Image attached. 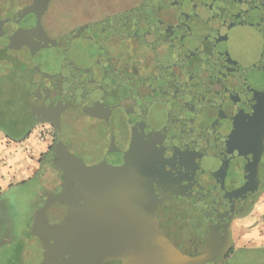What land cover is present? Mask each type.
I'll list each match as a JSON object with an SVG mask.
<instances>
[{
  "label": "flooded vegetation",
  "instance_id": "obj_1",
  "mask_svg": "<svg viewBox=\"0 0 264 264\" xmlns=\"http://www.w3.org/2000/svg\"><path fill=\"white\" fill-rule=\"evenodd\" d=\"M0 28V62L8 64L0 79L16 86L0 95V133L10 139L29 130L26 139L43 134L46 145L39 172L17 188L33 198L31 214L19 209L18 251L12 211L0 202V264L44 261L46 243L32 234L36 214L46 219L50 209L56 222L67 201L100 210L101 195L78 197L92 188L88 176L75 182L80 163L115 168L116 184L131 176L128 188L137 179L147 184L106 204L108 226L97 231L92 224L101 240L125 234L116 228L121 216L146 221L158 204L161 221L181 226L199 203L245 192L232 169L251 129L250 104L264 87V0H0ZM48 97L60 108L57 123L31 112L34 101ZM258 180L231 222L224 264L240 253L235 222L261 202L264 152ZM146 245H136L135 255ZM49 255L57 264V254Z\"/></svg>",
  "mask_w": 264,
  "mask_h": 264
},
{
  "label": "water",
  "instance_id": "obj_2",
  "mask_svg": "<svg viewBox=\"0 0 264 264\" xmlns=\"http://www.w3.org/2000/svg\"><path fill=\"white\" fill-rule=\"evenodd\" d=\"M9 22L15 23L14 20ZM10 23L4 28L11 27ZM1 30L3 29L0 28V34ZM34 85L35 83L31 88L33 92ZM260 93L261 96L250 104L249 112H252L253 116V121L249 122L251 129L248 135L242 138L243 149L239 153L241 156L237 158L239 162L232 169L234 176H237L234 173L236 172L239 177H243L240 183L245 192L239 197L229 199L225 197L226 194L220 192L214 205L199 203V211L185 219L181 226H172L170 219L169 224L161 221L157 216L161 211L157 204L146 211L151 216L146 221L140 219L132 223L123 216L119 220L116 219V228L125 234L116 239L107 237L101 240L95 237L92 224L96 223L97 231L108 226L105 215L102 214L106 204L116 202L117 194L126 189L136 193L147 184L137 179L136 183L128 188L127 185L133 181L131 176H126L127 185L116 184L115 168L107 170L101 166L95 169L89 164L80 163L78 166L82 167H76L74 172L75 182L81 183L88 176L86 184H91L92 188L88 189V194L77 193L79 199H96L101 195L102 205L98 212L90 213L87 211L89 207L77 209L68 206V201L67 204L63 202L61 204L64 213L60 212L56 222V215L50 209L46 219L42 220L41 216L36 214L32 234L46 243L45 258L40 264H50L49 254L54 252L58 256L57 264H102L104 260L113 259H120L122 264H224L231 246V222L243 209L246 199L258 190V164L264 152V87L260 89ZM34 100H37L35 96ZM39 101H34L31 107L33 116L38 120L57 123L60 114V108L56 106L58 104L53 103L49 97ZM72 197L78 199L76 195L69 194V199ZM68 228H72L71 232ZM140 243L147 244L144 248L145 254L136 256L135 247Z\"/></svg>",
  "mask_w": 264,
  "mask_h": 264
},
{
  "label": "crops",
  "instance_id": "obj_3",
  "mask_svg": "<svg viewBox=\"0 0 264 264\" xmlns=\"http://www.w3.org/2000/svg\"><path fill=\"white\" fill-rule=\"evenodd\" d=\"M46 148L45 142L39 144L35 134L23 141H12L0 133V202L6 201L12 211L15 230L13 233V247L15 251L20 249L18 215L19 210L16 206V196L18 187L27 180L33 178L40 168L38 160L39 154ZM34 151V157L31 154ZM264 194V193H263ZM260 204L253 209L246 217L241 219V226H250L254 233L261 236L264 240V195L260 198ZM257 209V210H256Z\"/></svg>",
  "mask_w": 264,
  "mask_h": 264
},
{
  "label": "rangeland",
  "instance_id": "obj_4",
  "mask_svg": "<svg viewBox=\"0 0 264 264\" xmlns=\"http://www.w3.org/2000/svg\"><path fill=\"white\" fill-rule=\"evenodd\" d=\"M0 67L1 68L8 67V64H5L4 62H0ZM15 88L16 86L14 85L12 80L0 79V95L7 94V93L9 95L12 93V90ZM6 97L8 96H5L4 98ZM39 144H42V143H39ZM34 155L35 153L32 154L33 157ZM263 193L264 191L262 192L260 197L264 195ZM19 196L20 195H17L15 199L18 210L19 209L26 210L28 214H31L33 210V205H32L33 198L30 197L28 199H25ZM258 204H260V202H258ZM253 209H255V207ZM262 217L264 218V212H263ZM25 218L26 220H28V223H29L30 216H25ZM241 221L242 220L240 219L236 221L234 224V229H233L234 244L233 245H234L235 250H239L240 253L234 259L232 264H264V240L260 238L262 231L260 235H258L257 233L251 235V233H254L253 229L250 226L249 227L241 226L240 225ZM256 248L261 250V252L259 253L252 252V250Z\"/></svg>",
  "mask_w": 264,
  "mask_h": 264
},
{
  "label": "trees",
  "instance_id": "obj_5",
  "mask_svg": "<svg viewBox=\"0 0 264 264\" xmlns=\"http://www.w3.org/2000/svg\"><path fill=\"white\" fill-rule=\"evenodd\" d=\"M28 131H29V130L24 131V132L22 133V136H21V137H18V138H10V139L13 140V141H23V140H25V139L27 138Z\"/></svg>",
  "mask_w": 264,
  "mask_h": 264
},
{
  "label": "built area",
  "instance_id": "obj_6",
  "mask_svg": "<svg viewBox=\"0 0 264 264\" xmlns=\"http://www.w3.org/2000/svg\"><path fill=\"white\" fill-rule=\"evenodd\" d=\"M36 139H37L38 143H43L45 141L43 134L37 135ZM31 154H34L33 150H31Z\"/></svg>",
  "mask_w": 264,
  "mask_h": 264
}]
</instances>
